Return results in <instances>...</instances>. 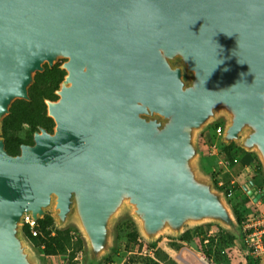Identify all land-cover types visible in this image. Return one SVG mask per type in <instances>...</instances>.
<instances>
[{
  "label": "water",
  "instance_id": "water-1",
  "mask_svg": "<svg viewBox=\"0 0 264 264\" xmlns=\"http://www.w3.org/2000/svg\"><path fill=\"white\" fill-rule=\"evenodd\" d=\"M60 59L53 132L10 155L4 118ZM221 116L222 144L264 175V0H0V264H40L23 218L49 208L58 229L77 225L91 264L127 209L152 242L205 222L239 230L199 168Z\"/></svg>",
  "mask_w": 264,
  "mask_h": 264
},
{
  "label": "rangeland",
  "instance_id": "rangeland-1",
  "mask_svg": "<svg viewBox=\"0 0 264 264\" xmlns=\"http://www.w3.org/2000/svg\"><path fill=\"white\" fill-rule=\"evenodd\" d=\"M64 63L65 59H60L52 68H45L44 66V71L37 73L34 82L29 89V100H17L11 106L10 113L4 118L2 123V137L5 142L8 140L12 149H16L17 145H20V143H31L33 133L39 126L53 132L54 122H51V118L47 116L45 100L54 101L57 99L56 91L59 89V86L66 74L65 71L63 74L60 73L61 67L59 66H62ZM175 65L179 64L175 63ZM188 79L189 75L185 73V80L188 81ZM227 118L228 117L226 116H221L219 120L210 123L204 129L203 133H201L203 137L199 138V140L202 139L205 143L204 149L201 150L203 155L201 154V159L199 161L200 173L202 176L209 179L214 187V175L212 170L218 166V163L215 160L216 158L208 157L205 153L212 142L218 141L215 137L216 124L222 122V127L224 128ZM241 152H244V150H236L232 154L239 157V153ZM259 164L260 162L257 159L255 163V174L258 173L257 168ZM256 180L259 184H264L263 172L262 175L259 173L257 174ZM240 182L246 183L247 177L240 179ZM215 189L217 188L215 187ZM228 204L230 205L229 202ZM48 215L52 216V218L54 217L53 210L50 208L45 211L43 218L40 220H44V218ZM116 221L117 222L113 227L114 246L109 256L111 254H115L118 257H122L127 256L128 252H130L131 255L127 264H129V262H132L133 264H142V259L150 258L149 255L154 252L153 248H155L156 244L162 240H164L165 244L177 251V255H175L174 259L169 262L170 264L242 263L240 255L241 243L238 236L240 229L236 231L226 230L216 223L205 222L200 225H189L185 228L183 234L190 232V238L187 241L179 240L183 234L174 235L170 233H163L159 236L156 242H152L145 239L140 233L138 222L134 220L131 209L124 211V213H122ZM198 227L201 228L200 231L196 230ZM55 228L58 229L56 224ZM22 230L30 247L42 259L44 254L41 244H34L31 242V240H29L26 236V232L28 231L23 227ZM65 230L71 231V240L69 244L70 250L68 251L65 259L68 264L69 258L72 259L70 260V264H91L92 261L88 253L86 240L77 225L70 224ZM43 234L44 232L40 229L39 225L38 237L43 236ZM203 239H205V242ZM176 240L178 242H176ZM153 244H155V246L152 247ZM159 255L162 259L163 256H161V254ZM106 258L107 257H104V259L100 262H105Z\"/></svg>",
  "mask_w": 264,
  "mask_h": 264
},
{
  "label": "built area",
  "instance_id": "built-area-1",
  "mask_svg": "<svg viewBox=\"0 0 264 264\" xmlns=\"http://www.w3.org/2000/svg\"><path fill=\"white\" fill-rule=\"evenodd\" d=\"M223 132L222 126L215 128L218 141L212 142L205 153L208 157L218 160V166L212 170L214 185L226 196L233 210L241 216V264H264V186L254 183L255 167L245 175L230 181L225 180L224 176L230 174L240 162L238 158L230 160L224 156L221 142ZM241 177H247V182L241 183ZM249 190L253 192L252 195L248 193ZM258 195H261L260 199H257ZM22 227L33 237H38L39 221L33 219L30 214L24 216ZM101 264L118 263L116 260H110Z\"/></svg>",
  "mask_w": 264,
  "mask_h": 264
},
{
  "label": "trees",
  "instance_id": "trees-1",
  "mask_svg": "<svg viewBox=\"0 0 264 264\" xmlns=\"http://www.w3.org/2000/svg\"><path fill=\"white\" fill-rule=\"evenodd\" d=\"M60 73L63 74L64 71L60 70ZM50 121L53 122V120H51V119H50ZM219 126H223V123L219 122L216 124V127H219ZM5 143H6V149L10 155H13V156L18 155L20 145H17L16 149H12L8 140H6ZM236 150H241V149H239L235 144H231L229 146L222 145V152H223L224 156L230 160H234L236 158V156H234L232 154ZM257 171L260 175H262V168H261L260 164L257 168ZM258 173H256V175L254 177V183L258 186H263L264 184H259V182L256 180V176ZM234 213H235L237 222L239 224H241L242 223L241 216L235 211H234ZM39 225H40V229H42V231L44 232L43 236L32 237L29 232H26L27 238L29 240H31V242H33L34 244H37V243L41 244V247H43V253H45L47 255L59 254L61 256H66L68 251L70 250L69 244H70V240H71V236H70L71 231L70 230H58V229H56L54 219L50 215L46 216L44 218V220H40ZM41 225H42V227H41ZM196 230L200 231L201 228L198 227V228H196ZM238 236L240 238V243H241V241H242L241 230L239 231ZM189 238H190V232L183 234V236L179 240L187 241ZM203 241L205 242V239H203ZM153 246H155V244H153L152 247ZM112 255L113 254L108 256L105 259V262L110 261ZM70 260H72V259L69 258V264L71 262ZM142 261H143L142 264H158L157 262H155L151 258H144V259H142ZM129 264H133V263L129 262Z\"/></svg>",
  "mask_w": 264,
  "mask_h": 264
},
{
  "label": "crops",
  "instance_id": "crops-1",
  "mask_svg": "<svg viewBox=\"0 0 264 264\" xmlns=\"http://www.w3.org/2000/svg\"><path fill=\"white\" fill-rule=\"evenodd\" d=\"M203 137V135H200V138ZM199 150L200 153L203 155V152L201 150L204 149V141L202 139L199 140ZM239 159V165H237L233 171L230 174H226L225 180L230 181L235 177H240L242 175H245L248 173V171L255 167V163L257 161V158L254 154L248 153V152H241L239 153V157H236ZM201 159V158H200ZM218 163V160L215 159ZM218 165V164H217ZM217 167V166H216ZM242 178V177H241ZM176 242H178L176 240ZM154 252L149 255L151 259H153L158 264H170L169 262L174 259L175 255H177V251L172 249L170 246L164 243V240L160 241L156 244ZM152 249V250H153ZM160 252V253H159ZM43 258H40V264H68V262L65 260L66 256H61L59 254L54 255H47L43 253ZM163 256L162 259L160 255ZM130 252H128L127 256L118 257L115 254L112 255L111 260H116L118 264H127L129 258H130Z\"/></svg>",
  "mask_w": 264,
  "mask_h": 264
},
{
  "label": "flooded vegetation",
  "instance_id": "flooded-vegetation-1",
  "mask_svg": "<svg viewBox=\"0 0 264 264\" xmlns=\"http://www.w3.org/2000/svg\"><path fill=\"white\" fill-rule=\"evenodd\" d=\"M46 67H48V68H50L47 64L45 65V68ZM59 67H61V66H59ZM61 69V68H60ZM62 70V69H61ZM62 71H64V70H62ZM41 126H39L38 128H37V130L33 133V137H32V141H31V143H29V144H20V149H19V153L18 154H20V151H21V146L22 145H33L34 144V135H35V133L36 132H39V128H40ZM44 129H46V128H44ZM49 133H52V131H50L49 129H46Z\"/></svg>",
  "mask_w": 264,
  "mask_h": 264
}]
</instances>
